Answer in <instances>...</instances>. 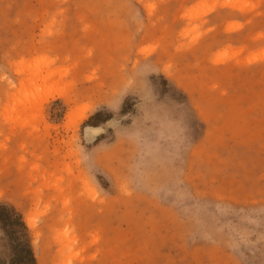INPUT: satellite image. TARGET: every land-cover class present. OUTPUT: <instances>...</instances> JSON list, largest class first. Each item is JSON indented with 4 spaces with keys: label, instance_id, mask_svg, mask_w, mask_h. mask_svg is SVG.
<instances>
[{
    "label": "rangeland",
    "instance_id": "rangeland-1",
    "mask_svg": "<svg viewBox=\"0 0 264 264\" xmlns=\"http://www.w3.org/2000/svg\"><path fill=\"white\" fill-rule=\"evenodd\" d=\"M0 204L35 264H264V0H0Z\"/></svg>",
    "mask_w": 264,
    "mask_h": 264
},
{
    "label": "trees",
    "instance_id": "trees-1",
    "mask_svg": "<svg viewBox=\"0 0 264 264\" xmlns=\"http://www.w3.org/2000/svg\"><path fill=\"white\" fill-rule=\"evenodd\" d=\"M0 228L10 243L9 264H35L28 229L14 207L0 204Z\"/></svg>",
    "mask_w": 264,
    "mask_h": 264
},
{
    "label": "bare ground",
    "instance_id": "bare-ground-1",
    "mask_svg": "<svg viewBox=\"0 0 264 264\" xmlns=\"http://www.w3.org/2000/svg\"><path fill=\"white\" fill-rule=\"evenodd\" d=\"M29 220V222H30V219H28Z\"/></svg>",
    "mask_w": 264,
    "mask_h": 264
}]
</instances>
